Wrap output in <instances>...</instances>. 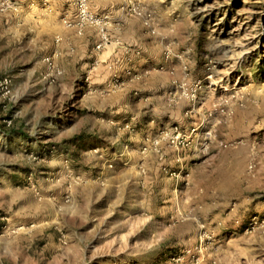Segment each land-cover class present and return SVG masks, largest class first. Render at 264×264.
I'll list each match as a JSON object with an SVG mask.
<instances>
[{"label":"rangeland","instance_id":"1","mask_svg":"<svg viewBox=\"0 0 264 264\" xmlns=\"http://www.w3.org/2000/svg\"><path fill=\"white\" fill-rule=\"evenodd\" d=\"M12 1L0 264H264V0H124L81 34Z\"/></svg>","mask_w":264,"mask_h":264},{"label":"crops","instance_id":"2","mask_svg":"<svg viewBox=\"0 0 264 264\" xmlns=\"http://www.w3.org/2000/svg\"><path fill=\"white\" fill-rule=\"evenodd\" d=\"M91 12L106 17L109 20L117 21L123 16L122 8L125 5L124 0H87ZM20 11H23L26 18L38 19L42 16H55L56 18L66 16L75 18L76 10L71 0H19Z\"/></svg>","mask_w":264,"mask_h":264},{"label":"built area","instance_id":"3","mask_svg":"<svg viewBox=\"0 0 264 264\" xmlns=\"http://www.w3.org/2000/svg\"><path fill=\"white\" fill-rule=\"evenodd\" d=\"M49 0H44L48 2ZM75 10L76 16L71 19L68 17L63 18V23L68 28H74L76 31L81 34L84 27L88 24H98L103 22L106 17H101L93 12H91L87 0H71ZM15 8V3L12 0H0V13L6 12L8 9ZM47 62H50V58H46ZM128 74H131L128 71ZM13 80L9 75H3L0 77V109L2 111H8L10 108V103L12 101L13 93ZM13 123L11 115L0 116V125L9 128ZM172 143H176V140H173ZM155 144H159V141H156Z\"/></svg>","mask_w":264,"mask_h":264},{"label":"trees","instance_id":"4","mask_svg":"<svg viewBox=\"0 0 264 264\" xmlns=\"http://www.w3.org/2000/svg\"><path fill=\"white\" fill-rule=\"evenodd\" d=\"M0 129L2 130V132H5V133H10L11 131L14 133V132H20L22 133L21 129H18L16 130V126L15 124L11 125V127L9 128H6L4 126H0ZM23 134V133H22ZM24 136H25V133H24Z\"/></svg>","mask_w":264,"mask_h":264}]
</instances>
